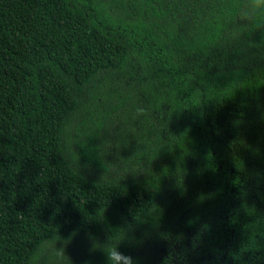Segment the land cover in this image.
<instances>
[{
	"label": "trees",
	"instance_id": "trees-1",
	"mask_svg": "<svg viewBox=\"0 0 264 264\" xmlns=\"http://www.w3.org/2000/svg\"><path fill=\"white\" fill-rule=\"evenodd\" d=\"M241 3L0 0V264H105L89 237L120 229L139 264H264Z\"/></svg>",
	"mask_w": 264,
	"mask_h": 264
},
{
	"label": "clouds",
	"instance_id": "clouds-1",
	"mask_svg": "<svg viewBox=\"0 0 264 264\" xmlns=\"http://www.w3.org/2000/svg\"><path fill=\"white\" fill-rule=\"evenodd\" d=\"M238 14L247 11L248 17L241 19L242 24H257L264 27V0H243V3L237 5ZM118 236L116 231L108 235L100 242L95 237L90 236L92 240V251H101L105 256V264H139V259L121 250V245L128 240L127 232L123 229ZM99 244V247L96 245ZM57 254L60 257L65 256L64 248L58 247Z\"/></svg>",
	"mask_w": 264,
	"mask_h": 264
}]
</instances>
